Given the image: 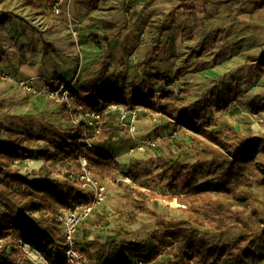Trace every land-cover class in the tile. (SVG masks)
I'll return each mask as SVG.
<instances>
[{
    "label": "rangeland",
    "instance_id": "374dc122",
    "mask_svg": "<svg viewBox=\"0 0 264 264\" xmlns=\"http://www.w3.org/2000/svg\"><path fill=\"white\" fill-rule=\"evenodd\" d=\"M93 1L96 10L90 25L91 30L98 34L97 42L101 43L103 53L87 65L80 37L78 44L74 41L78 74L72 82L78 89L98 78L104 63L109 66L108 83L121 88L127 95L151 91L160 96L166 91L187 90L191 95L186 103H192L217 84L236 81L244 97L237 103V108L231 107L226 112L211 108L206 112L207 118L215 122L213 130L231 125L242 132L264 135V112L254 114L252 109L255 103L264 105V77L257 69L246 65L250 58L264 55V25L258 20L259 7L264 0H212L213 3L208 5L198 4L191 14L178 11L175 28L169 17L178 6L174 0ZM25 4L26 0H13L8 10L14 14ZM33 14L31 10L27 16ZM47 19L61 21L53 11ZM73 20L78 28L79 21L74 17ZM106 20L114 22L113 27L103 25ZM161 27H171L172 30L165 33L161 44H158ZM218 30L221 34H217ZM160 75H166L169 81L153 79ZM58 107L57 114H54L57 115L56 121L18 122L15 130L22 136L33 135L36 141L32 147L37 151L48 150L47 141L50 143L51 138L45 133L46 125L59 128L73 126L66 108ZM62 108H65L67 116L62 114ZM136 112V118L128 114L125 121H121L117 112H110L106 119L111 128V149L114 145L131 143L128 164L116 157L125 166L127 175L121 177L129 187L122 188L104 180L106 198L80 226L76 236L77 242L79 233V239L81 234L84 236L82 240L95 239L100 244L103 240L107 243L126 240V257L133 264L139 260L133 250L157 230L159 219L169 223H188V216L175 196H181L190 185L188 171L192 172L193 168L206 171L211 165V158L203 156L199 149L202 145L194 141L188 130L173 127L161 115L148 109L141 108ZM0 136L5 137L6 134ZM148 140L156 141L157 145L140 152L138 148L145 146ZM33 161L18 163L22 175L36 179L52 170L56 174L51 178L64 182L79 169L74 160L52 159L48 163L50 167L40 169L34 167ZM176 164L185 166L187 171L177 174L176 170H171ZM210 179L201 173L198 176L201 183ZM137 190L145 193L146 197H139ZM248 190L264 202L261 187L253 185ZM89 193L84 190L83 202L92 201ZM203 231L208 234L207 241L211 247L219 243L218 233L208 227ZM239 238L240 232L234 230L226 238L224 247L237 243ZM80 243L82 245V241ZM21 244L32 261L42 264L41 254L31 244L24 241ZM170 254L173 255L168 251L164 253L158 263L170 259ZM242 264H264V259L244 260Z\"/></svg>",
    "mask_w": 264,
    "mask_h": 264
},
{
    "label": "trees",
    "instance_id": "16d2710c",
    "mask_svg": "<svg viewBox=\"0 0 264 264\" xmlns=\"http://www.w3.org/2000/svg\"><path fill=\"white\" fill-rule=\"evenodd\" d=\"M174 1L178 6L169 16L173 28L178 11L191 14L196 5L213 3L212 0ZM6 2L0 0V7ZM12 20L10 12L0 10V29ZM171 30V27L160 28L158 44ZM93 43L101 48L97 36H93ZM247 66L264 76V57L250 58ZM108 69L104 63L98 78L75 91L76 99L85 107L100 111L104 120L92 148L85 144L84 125L69 128L46 125L44 130L51 142L47 141L49 149L44 152L32 147L36 141L33 135L22 136L15 130L0 127V134H6L0 136V264H36L22 247L23 241L43 255L47 264H61L63 233L57 213L85 200L82 184L52 179L56 174L52 170L44 177L33 179L31 175L20 173L18 163L38 159L43 160V168H47L52 159L74 160L78 165L84 159L89 170L102 182L110 180L122 188L129 187L121 177L127 175V171L109 146L111 128L104 112L112 104L121 105L127 111L148 109L173 127L185 128L194 141L202 145L199 149L203 156L211 158L208 170L188 171L190 185L181 196H175L188 216V223L159 219L157 230L133 250L134 256L144 264H242L244 260L264 259V202L248 190L257 185L264 194V135L242 132L231 125L213 130L215 122L206 116L211 108L228 111L242 97L238 82L219 83L198 100L186 103L191 95L187 90L166 91L160 96L151 91L127 95L108 83ZM153 79L169 81L166 75ZM252 109L254 114L264 112V105L255 103ZM61 112L67 116L65 108ZM171 170H176L177 174L187 171L181 164ZM200 173L211 179L199 182ZM136 194L146 197L140 190ZM207 227L220 235L214 247L203 231ZM234 230L240 232L239 241L224 247L226 238ZM79 247L85 256L84 264H88V260L95 264H133L126 257L124 244L102 245L92 240ZM167 251L173 253V258L158 263Z\"/></svg>",
    "mask_w": 264,
    "mask_h": 264
},
{
    "label": "crops",
    "instance_id": "0c3cea01",
    "mask_svg": "<svg viewBox=\"0 0 264 264\" xmlns=\"http://www.w3.org/2000/svg\"><path fill=\"white\" fill-rule=\"evenodd\" d=\"M11 1L13 0H7L5 5L0 7V10L10 12L8 7ZM57 1L26 0L24 8L18 12L15 11L14 14L10 12L13 16L12 22L0 29V76L10 75L14 78V81L0 78V127L6 130H15V125L18 122L34 124L43 119L56 121L57 115L54 114H57L56 111L59 107L42 95L41 90L52 80L71 82L78 74L75 59L77 48L70 36L71 32L66 18L55 16L61 21L47 19V16L51 17L52 7ZM82 3L86 5L83 6ZM62 7L66 10L70 8L73 17L79 21L80 26L77 29L79 30L84 57L88 62L87 65L92 59H99L103 53L100 50L102 47L96 46L91 41L93 36L98 37V34L91 30L90 25L96 10L94 1L73 0L69 4V0H63ZM259 9L258 20L264 25V3L260 5ZM31 10L34 14L29 17L27 14ZM103 25L113 27L114 22L106 20ZM262 45L264 46V38ZM257 57H264V55ZM25 80L32 81L33 92H28L19 87L18 83ZM240 91L242 97L231 107L237 108V103L242 101L244 92ZM130 145L129 142H126L124 146L121 144L114 145L111 150L115 157H119L118 159L128 164ZM117 161L119 162V160ZM33 163L35 164L34 167H38V169L44 165V161L38 159L34 160ZM119 163L125 169L124 164ZM83 237L80 234L79 239L78 233L80 246L87 241H92V239L82 240ZM112 242L124 244L126 240ZM103 243L107 244L105 240ZM88 264H95V262L88 260Z\"/></svg>",
    "mask_w": 264,
    "mask_h": 264
},
{
    "label": "built area",
    "instance_id": "2783aa9c",
    "mask_svg": "<svg viewBox=\"0 0 264 264\" xmlns=\"http://www.w3.org/2000/svg\"><path fill=\"white\" fill-rule=\"evenodd\" d=\"M71 1L72 0H69V4ZM62 3L63 0L55 2L52 11L55 16H63L67 19L72 37L74 38L75 43L78 44L79 33L77 31V24L73 20L70 9H64ZM0 78L2 80L14 81V78L10 75H1ZM31 84L32 81L30 80L18 83L19 87L28 92H33L34 88ZM76 90H78V87L72 81L63 82L52 80L42 88L41 93L52 103L66 108L74 127L79 125L85 126V144L88 148H92L102 130L104 120L100 111L87 108L76 99ZM110 112H117L121 116V121H125L128 114H131L132 118H136L137 116L136 110L127 112L123 106L117 104L110 105L104 114L107 116ZM156 145V141L148 140L145 143V146H140L138 150L144 152L146 148L155 147ZM67 180L82 184L83 188L87 189L92 195V201L70 206L57 213V218L60 222L63 233L64 255L61 264H84L85 256L77 242V232L80 226L90 218L95 211H97L101 203L104 202L107 187L89 170L88 164L84 159L79 163L78 172L69 175ZM102 245H106V243H103ZM170 255L171 258H173V255ZM41 259L42 264H47L43 255H41ZM137 264H144V262L140 259Z\"/></svg>",
    "mask_w": 264,
    "mask_h": 264
}]
</instances>
